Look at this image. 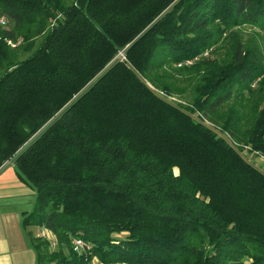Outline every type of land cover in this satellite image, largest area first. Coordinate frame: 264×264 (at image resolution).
Here are the masks:
<instances>
[{
  "label": "trees",
  "instance_id": "16d2710c",
  "mask_svg": "<svg viewBox=\"0 0 264 264\" xmlns=\"http://www.w3.org/2000/svg\"><path fill=\"white\" fill-rule=\"evenodd\" d=\"M0 17V167L34 190L35 264H264V0H0Z\"/></svg>",
  "mask_w": 264,
  "mask_h": 264
},
{
  "label": "crops",
  "instance_id": "0c3cea01",
  "mask_svg": "<svg viewBox=\"0 0 264 264\" xmlns=\"http://www.w3.org/2000/svg\"><path fill=\"white\" fill-rule=\"evenodd\" d=\"M34 190L16 174L9 161L0 167V264H35V252L20 224L31 209ZM32 231V230H31Z\"/></svg>",
  "mask_w": 264,
  "mask_h": 264
},
{
  "label": "built area",
  "instance_id": "2783aa9c",
  "mask_svg": "<svg viewBox=\"0 0 264 264\" xmlns=\"http://www.w3.org/2000/svg\"><path fill=\"white\" fill-rule=\"evenodd\" d=\"M4 21L2 19V17H0V23L2 24ZM6 43H8L9 45L13 46L15 45L17 42L16 41H12L11 39H5ZM244 150L245 151H248L250 148L247 146V145H244L243 146ZM258 153L257 151L255 150H251L249 152V155L250 153ZM256 162V161H254ZM259 163V162H258ZM261 166V168L264 169V164L261 163L259 164ZM35 235L41 237V238H45L48 240V243H49V248L52 249L53 247H55L56 245V238H55V235L50 232L49 230H47L46 228L44 227H39V230L38 232L34 233ZM70 245H71V248L76 251L77 253H80L83 249H87L88 248V244L87 242H85L82 238L80 237H76V236H72L70 238Z\"/></svg>",
  "mask_w": 264,
  "mask_h": 264
},
{
  "label": "rangeland",
  "instance_id": "374dc122",
  "mask_svg": "<svg viewBox=\"0 0 264 264\" xmlns=\"http://www.w3.org/2000/svg\"><path fill=\"white\" fill-rule=\"evenodd\" d=\"M7 26L9 27L8 24L4 25V27H7ZM240 33H241L242 38H245L248 35V33H250V32L248 31V29L246 27H243L240 29ZM24 54H26V52H22L20 54V56H23ZM183 100H186V98H183ZM249 156L251 157V159L253 161L264 164V152H260V153H254L253 152V153H250ZM173 169H174V171H176V168H173ZM31 230H32V233H36V232H38L39 227L38 226H32ZM90 264H99V262L95 257H93Z\"/></svg>",
  "mask_w": 264,
  "mask_h": 264
},
{
  "label": "water",
  "instance_id": "95a60500",
  "mask_svg": "<svg viewBox=\"0 0 264 264\" xmlns=\"http://www.w3.org/2000/svg\"><path fill=\"white\" fill-rule=\"evenodd\" d=\"M9 161L5 162L2 166H5Z\"/></svg>",
  "mask_w": 264,
  "mask_h": 264
}]
</instances>
